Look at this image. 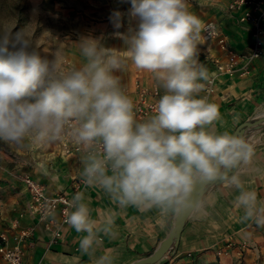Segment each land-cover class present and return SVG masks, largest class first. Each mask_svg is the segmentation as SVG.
<instances>
[{
    "label": "clouds",
    "instance_id": "clouds-1",
    "mask_svg": "<svg viewBox=\"0 0 264 264\" xmlns=\"http://www.w3.org/2000/svg\"><path fill=\"white\" fill-rule=\"evenodd\" d=\"M130 3L128 16L135 27L114 33L124 48L81 37L77 44L85 63L67 72L58 59L41 56L25 29L0 30V140L57 141L74 125L72 136L86 153L83 183L100 186L120 207L155 208L162 218L196 211L195 181L219 180L241 189L235 204L244 209L243 219L264 225V203L258 204L254 191L243 190L236 174L242 163H249L252 146L206 128L220 118V109L198 98L204 90L201 81L210 82L197 56L202 33L208 31L203 21L189 10L188 0ZM122 16L114 11L110 17L116 29L122 27ZM121 52L136 68L154 74L164 89L155 114L144 122L135 120L134 104L113 74L123 66ZM83 200V193L75 194L70 203L75 210L66 223L86 233L80 250L92 256L101 231L115 235L114 219L107 215L98 228ZM113 259L105 254L95 264H113Z\"/></svg>",
    "mask_w": 264,
    "mask_h": 264
},
{
    "label": "crops",
    "instance_id": "crops-1",
    "mask_svg": "<svg viewBox=\"0 0 264 264\" xmlns=\"http://www.w3.org/2000/svg\"><path fill=\"white\" fill-rule=\"evenodd\" d=\"M54 1L65 14L78 20L72 36L61 42L63 54L59 62L65 72L70 66L79 68L85 63L77 44L81 37L96 38L104 47L123 49L124 42L114 33H127L136 24L128 16L130 0ZM188 2L189 10L203 21V26L214 22L230 47L241 54L252 52V32L239 20L240 11L229 8L230 0H211L222 7L208 6L201 0ZM114 11L123 14L119 29L110 19ZM197 48L198 60L208 74L215 68L216 58L225 59L216 38ZM121 57L123 66L113 74L119 77L125 95L137 98L141 86L151 88L154 83L164 91L154 74L136 68L126 52H121ZM208 102L219 106L220 118L206 126L207 130L227 132L252 146L249 163H242L236 174L243 190L254 191L258 204L264 203V37L262 54L253 59L246 71L220 75ZM85 155L64 154L57 141L28 137L16 144L0 140V241L4 235L7 246L20 247L24 264H95L105 254L114 258L113 264H131L152 254L174 226L177 213L162 218L155 208H122L100 186L85 185ZM26 176L42 183L50 194L73 197L75 191L83 193L82 202L87 204L90 218L102 228L106 216L111 214L115 235L110 237L101 231L94 255L82 253L80 239L86 233H77L63 220L62 203L52 217L40 220L30 206ZM240 191L227 182L210 181L199 209L191 213L180 237L158 261L149 264H264V225L243 219L244 209L235 204ZM74 210L70 208V212ZM57 230L61 232L59 236ZM0 264H8L2 253Z\"/></svg>",
    "mask_w": 264,
    "mask_h": 264
},
{
    "label": "built area",
    "instance_id": "built-area-1",
    "mask_svg": "<svg viewBox=\"0 0 264 264\" xmlns=\"http://www.w3.org/2000/svg\"><path fill=\"white\" fill-rule=\"evenodd\" d=\"M229 8L231 10H239V20L245 24V26L251 30L253 37V47L250 54H241L234 50L228 44L225 36H223L214 22H207L204 24V28L208 31L202 33L204 41L209 42L213 39H217L223 52L225 59L216 58L215 68L209 74L210 82L201 81L204 84V90L199 93V97H206L209 99L210 95L215 90L216 80L220 75H232L239 70L246 71L249 64L253 59L260 56L263 52V37H264V0H230ZM245 62L239 67L241 61ZM73 68L70 66L68 70ZM164 94V91L157 83H154L151 88L141 86L138 91V97H129L134 104V117L137 122H144L150 116L155 114L156 107L159 99ZM74 125H69L66 128L62 138L57 140L62 153L72 154L77 152L85 153L82 146L79 145L72 136L71 128ZM25 181L27 183L30 192V206L33 211L39 215L40 220L52 217L57 211L59 205L62 203L61 209L63 213V220L66 221L67 214L70 212V203L73 197L79 191H75L73 197H68L63 193L50 194L47 193L45 186L34 180L33 178L26 176ZM61 234L60 230L56 231V235ZM24 233L21 234V236ZM0 241V253L6 258L8 264H24V253L18 246L9 247L6 245V236L2 235ZM169 264H175L171 261Z\"/></svg>",
    "mask_w": 264,
    "mask_h": 264
},
{
    "label": "rangeland",
    "instance_id": "rangeland-1",
    "mask_svg": "<svg viewBox=\"0 0 264 264\" xmlns=\"http://www.w3.org/2000/svg\"><path fill=\"white\" fill-rule=\"evenodd\" d=\"M77 23L54 0H0V30L25 29L33 46L49 60L61 59V42L72 36Z\"/></svg>",
    "mask_w": 264,
    "mask_h": 264
},
{
    "label": "water",
    "instance_id": "water-1",
    "mask_svg": "<svg viewBox=\"0 0 264 264\" xmlns=\"http://www.w3.org/2000/svg\"><path fill=\"white\" fill-rule=\"evenodd\" d=\"M210 181H200L196 180L194 183V199L200 201L206 186ZM193 212V211H192ZM192 212H180L176 214V219L174 226L170 230L169 234L163 241L160 243L158 248L150 255L137 259L131 264H149L158 261L171 247L173 242L178 239L183 231L185 223Z\"/></svg>",
    "mask_w": 264,
    "mask_h": 264
}]
</instances>
